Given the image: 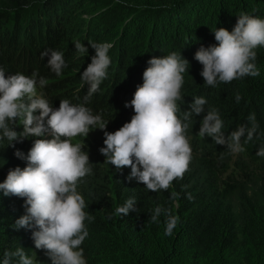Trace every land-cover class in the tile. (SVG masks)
<instances>
[{"label":"trees","instance_id":"1","mask_svg":"<svg viewBox=\"0 0 264 264\" xmlns=\"http://www.w3.org/2000/svg\"><path fill=\"white\" fill-rule=\"evenodd\" d=\"M97 1L100 0H8V5L0 6V67L5 75L30 76L38 71L48 81L42 91L54 108L59 107L60 100L68 99L74 105L92 109L105 121L123 125L134 115L125 103L133 99L138 80H143V65L176 48L175 53L189 61L182 74L183 99L177 101L178 115L190 110L194 97H204L208 101L206 109L213 106L219 110L226 136L240 125L250 128L252 114L258 128L252 141L244 143L246 136L242 137L245 151L237 155L236 167L232 168L224 159L225 147L211 137H200V122L197 123L195 134L187 135L192 160L200 164L185 173L183 179L174 180L167 191L151 192L135 179L129 181L125 172L117 173L112 182L108 177L86 181L83 190L89 201L84 210L94 217L84 222L89 235L81 247L87 264H264V182L260 194L243 203L241 220L232 202L245 182L259 173L264 180V157L256 155L264 145V46L255 49L259 76H246L216 87L204 83L200 75L203 66L194 58L201 46L217 43L216 28L231 32L241 13L264 19V0H175L151 12L127 14L107 36L119 49V57L115 60L114 53L108 52L111 64L107 78L85 102L89 85L81 80V73L95 55L88 44L95 40L82 34L83 13L91 15L92 8L101 6ZM77 40L88 47V53L76 52ZM46 49L64 53L67 67L61 75L48 67L47 56L41 58ZM237 93L241 96L239 103ZM198 119L202 115H193L191 121ZM17 150L26 156L30 148L16 146L2 160L0 157V183L10 169L26 167L27 161L15 155ZM258 159L257 165H248L250 160ZM172 192L178 193V208L170 199ZM189 193L192 200L187 198ZM132 197L137 211L123 217L115 215V208ZM156 206L171 208L179 216L171 236L164 234L163 214L158 222L151 221ZM24 214V198L4 196L0 190V264L5 251L22 247L31 257L35 250L31 230L14 227ZM18 259L13 257L11 264H18Z\"/></svg>","mask_w":264,"mask_h":264},{"label":"clouds","instance_id":"2","mask_svg":"<svg viewBox=\"0 0 264 264\" xmlns=\"http://www.w3.org/2000/svg\"><path fill=\"white\" fill-rule=\"evenodd\" d=\"M214 36L217 43L201 46L194 57L203 66L200 75L207 86L260 75L255 49L264 46V19L241 13L231 32L216 28ZM88 44L95 55L81 73V80L89 85L85 102L100 90L101 82L107 78L111 64L108 52L113 47L109 42L89 41ZM74 45L78 54L88 53V47L79 40ZM45 56L51 71L61 75L67 67L64 53L46 49L41 58ZM147 63L142 85L137 86L133 99L125 103L134 115L114 132L106 131L109 121L93 114L83 104L74 105L63 99L54 108L37 91L48 83L38 71L30 76L23 73L6 76L0 67V141L7 139L8 145L14 147V141L35 138L26 156L19 150L15 152L27 165L23 169L19 166L10 169L0 183V190L4 196L24 198L26 214L16 220L14 227L31 230L35 248L45 251L52 264H87L81 247L89 235L84 222L94 217L85 212L87 205L78 185L92 174V167L88 152L82 150L85 143H74L76 137L86 138L93 128L102 130L105 146L99 151L106 158L104 162L117 169L130 168L129 181L135 179L147 190L158 192L167 191L174 180L183 179L189 170L193 153L187 131L193 115H202L200 137H211L233 154L245 151L242 137L246 136L244 143H248L256 136L258 124L254 114L249 116L250 128L240 125L226 136L219 110L213 106L206 109L208 101L204 97H194L190 110L178 115L177 101L183 99L182 74L189 65L181 53L152 57ZM235 99L240 102L239 93ZM17 121L23 126L19 133L14 130ZM256 155L264 157V145ZM177 197L178 193H171L170 199L176 208L179 207ZM187 198L193 199L190 193ZM135 206V197L129 198L123 206L115 208L114 214L127 216L130 211H137ZM161 214L166 218L164 234L171 236L180 218L171 208L156 206L151 221L158 222ZM13 257L19 258L18 264H37L22 247L14 252L5 251L2 264H11Z\"/></svg>","mask_w":264,"mask_h":264},{"label":"rangeland","instance_id":"3","mask_svg":"<svg viewBox=\"0 0 264 264\" xmlns=\"http://www.w3.org/2000/svg\"><path fill=\"white\" fill-rule=\"evenodd\" d=\"M8 0H0V6L8 5ZM101 3V6L98 8H92L93 12L90 15L87 12L83 13L84 17V28L82 29V34H86L88 38H94L95 42L101 43V42H109L113 45V43L107 39L108 33L112 31L114 26H117L120 19L124 16H126L129 13H140V12H151L154 7L157 6H167L171 5L175 2V0H100L97 1ZM93 2V3H97ZM96 7V6H94ZM118 48L112 47L109 51L114 53V59L116 60L118 55ZM174 52H176V48L173 49ZM122 52V51H121ZM149 65L145 63L143 67L141 68L142 71H145V69ZM143 80H138L136 83L137 85H142ZM38 93H42V89L38 87L37 89ZM44 95V94H43ZM201 119L193 120L190 123L189 129L187 133H189L190 136L195 134V131L193 132V128L197 123H199ZM123 125L115 124L114 122H108L106 131L108 132H114L118 130ZM15 131L22 132L23 126L20 125V122L17 121V125L14 129ZM236 130V129H235ZM47 138H51L50 136ZM34 137H29L26 139L17 140L14 141V147L11 145H8L9 142L7 139H4L0 141V157L1 160L5 157L6 153L12 149H14L16 146L21 147L23 149H29L33 145ZM104 132L100 129H91L89 135L85 138L82 136H78L73 141L75 142H84V148L82 150H85L89 154V160L90 165L92 167V174L86 176L83 178V180L80 181L78 185V191L83 195L85 198L86 205H88V196L84 192V185L86 181L89 180H101L104 177H108L109 181H113L114 176L117 173L125 172L127 176H129L131 169L128 167H125L123 169H117L114 165H110L105 161V157L100 153L99 149L101 147H104ZM222 146V145H221ZM225 147L227 154L224 156V159L227 163L230 164L232 168L236 167L235 161L237 160L238 154L231 153L226 146ZM262 159V158H260ZM260 159L256 161L250 160L248 162V165H257L260 161ZM200 162L195 160H191V163L189 165V170L186 173H189L191 171H194L196 168H198ZM264 180L262 179L261 173H259L257 176H255L252 180L245 182V185L241 190L236 192L235 196L232 198L233 206L235 208V211L238 215V219L241 220L242 214V205L245 200L248 198L257 197L260 192L262 191V185ZM37 264H52L51 259L45 254V251L36 249L34 250L32 256H31Z\"/></svg>","mask_w":264,"mask_h":264}]
</instances>
